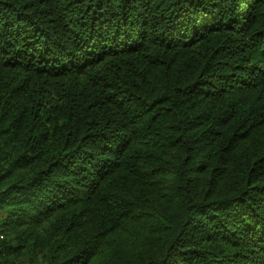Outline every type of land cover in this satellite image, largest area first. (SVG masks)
Returning a JSON list of instances; mask_svg holds the SVG:
<instances>
[{
	"label": "trees",
	"instance_id": "1",
	"mask_svg": "<svg viewBox=\"0 0 264 264\" xmlns=\"http://www.w3.org/2000/svg\"><path fill=\"white\" fill-rule=\"evenodd\" d=\"M0 264H264V0H0Z\"/></svg>",
	"mask_w": 264,
	"mask_h": 264
}]
</instances>
